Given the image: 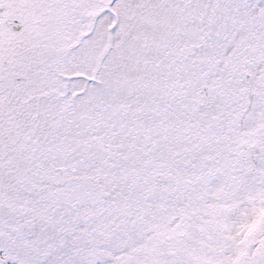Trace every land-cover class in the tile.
Wrapping results in <instances>:
<instances>
[{"label": "snow or ice", "instance_id": "snow-or-ice-1", "mask_svg": "<svg viewBox=\"0 0 264 264\" xmlns=\"http://www.w3.org/2000/svg\"><path fill=\"white\" fill-rule=\"evenodd\" d=\"M0 264H264V0H0Z\"/></svg>", "mask_w": 264, "mask_h": 264}]
</instances>
